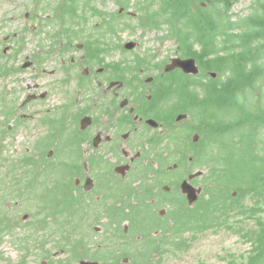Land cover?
<instances>
[{
	"label": "rangeland",
	"instance_id": "374dc122",
	"mask_svg": "<svg viewBox=\"0 0 264 264\" xmlns=\"http://www.w3.org/2000/svg\"><path fill=\"white\" fill-rule=\"evenodd\" d=\"M58 1L0 0V218L10 217L12 219L13 216L19 218L18 224H12L14 228L11 227L0 232V264H53V262L56 264H80L82 260L105 264L94 257V255L104 256V254L109 259L107 264H132L129 258H132L133 254L137 257L140 254L144 256L143 259L140 258L141 264H144L145 260L148 264H239L242 256L248 255L249 243L252 242L254 235H257L259 221H264V190H261L258 195L248 194L241 197L240 206L232 213L231 217L224 219L223 213H220L218 221L209 229L188 232L183 235L182 239H176L166 228V231L159 230L152 235L153 239L150 242H146L145 238L125 237L124 235H127L128 231V220L121 225V233L105 226L110 221V217L106 215L105 207L110 206L114 201L106 195L100 201L97 200L102 194V190L92 193L78 192L77 195L82 201V205L88 210L86 216L89 225L95 219L96 214H100V221L88 228L86 223L81 222L80 231L75 228L72 232L79 238L78 241L88 243L91 248L86 256H84V248H78L79 256L76 258L70 253L56 251V243L62 238V234L54 231L56 227L53 224L46 230L35 231L34 229L29 230L24 225L25 223L32 224L33 219L29 221L30 214L36 213V208L45 198L52 203L57 198H61L60 189L56 188L50 193L46 190L47 185L53 188L54 185H58L62 181V179L59 181L55 179L50 182L54 179L53 168L55 170L59 168L58 166L71 168L79 162L82 166L80 172L84 176V181L87 174L83 168V162L89 160L91 155V148L85 144L81 146L82 162L79 158L77 159L79 161L75 163H67L64 158L65 146L67 145L68 148L71 146L68 139L75 136L74 125L76 126L80 115V110L76 106L77 97L74 95L78 91L76 83L69 81L64 71L60 69L61 59L68 57V54L65 53L67 45L64 46L68 40L67 33L61 34L62 29L56 21L49 22L45 16L48 14L47 11L41 15V18L35 19V3L54 2L57 4ZM150 2L151 0H132L129 9L138 17L142 3L149 5ZM117 3L116 0H107L105 3H102V0H95L91 6L94 7L95 12L98 9L104 14H107L108 11L116 13L120 7ZM161 6V1H156L149 10H158ZM206 7L217 14L223 13L221 10L218 11L220 7L217 5H203V8ZM256 8L257 0H240L233 7V21L247 19L256 12ZM27 14L32 17L30 22L26 17ZM137 17L127 15L118 21V26L126 22L134 26L135 31L118 29V33L113 34L107 31L105 25H102L105 19L101 16L89 15L82 21L83 26L72 25L68 34L75 44L85 40L106 42L107 45H104L108 49L105 54L106 62L112 63L124 59L132 61L137 54H141L146 58L151 56L152 63L161 66L162 69L166 62L177 57L175 55L177 44L169 33V25H162L159 29L151 30L140 26L141 19H136ZM31 25L38 26V30L34 31ZM116 25L114 23V28L117 27ZM77 32H80L79 35ZM133 41L139 44L136 49L126 50L124 45ZM5 50L8 53L5 54ZM71 53L75 55L74 51ZM78 54L79 52L76 53V56ZM29 56L37 60L38 69L36 71L22 68ZM5 69L7 72L4 71ZM43 69L48 72L56 70L57 73L42 75ZM75 81L84 83L79 76L75 77ZM36 82L41 84L39 92L47 93L45 99L31 101L23 107L28 96V84L33 85ZM258 92L253 96H258ZM70 96L72 98H68ZM248 101L249 97L247 99L249 105ZM240 105L242 104L240 103ZM8 106H12L14 111L10 117L6 116ZM18 113L20 117L16 120ZM198 117L199 110L192 109L191 116L182 121V127L176 131L178 139H175L174 146L169 148L172 153L169 165L172 166L171 161L174 158L172 151L174 148L179 149V145L184 144L182 140L189 133L190 124L197 123ZM55 120L59 121L60 127L61 125L62 127L58 132L52 133L51 125ZM18 121L21 123L18 124ZM259 126L258 129L253 130L252 134H261L264 137V124ZM9 127L11 133L7 132ZM241 130L239 135L244 133V128ZM190 133L189 143L192 142L195 131ZM47 136H50L49 145H43L41 148L39 142ZM185 147L191 156V152L200 150L203 146ZM34 152H38V154H34ZM26 153L27 155H25ZM44 153H46L45 156ZM163 153L167 155L165 152ZM27 156H31V158H27ZM39 156L44 157L42 161ZM104 165L109 167L106 162ZM195 165H199V163ZM186 166L190 169V173L203 170L190 163H187ZM11 167L14 169H10ZM159 167L160 161L155 159L146 164H136L130 172V179L134 180L128 185L129 191L132 190L133 194L138 193L135 188L141 185L138 180L140 175L143 176L142 184H150L155 189L152 199L160 196L164 199L169 198V200L177 198L182 200L184 195L181 192L180 184L188 174L185 171H176V168L168 169L170 166L164 168L165 172H163ZM20 168L27 171L33 168L34 171L22 174ZM76 172H78L76 168L73 169V181L80 176V174L77 176ZM45 175L49 176L44 177ZM205 175L206 171L201 177L196 178L193 184L203 188L206 184ZM26 177L31 178L30 183L22 192L21 188L26 182ZM163 186H168L170 189L165 192ZM126 200L127 198H124V201ZM133 203L135 204L136 201L134 200ZM171 208L172 206L170 207L166 203L158 207L156 214L161 218L166 217ZM190 208H196V205ZM254 208L259 209V212H252L251 210ZM162 211H164V216L160 215ZM27 215L29 218L25 220ZM223 220L226 225L218 226ZM50 221H53V218ZM172 221V219L167 221L170 228L174 227ZM126 228L127 231L124 233ZM96 229L99 231L96 232ZM48 239L49 241H46ZM95 244L99 245V250ZM149 244H154L153 250L144 252V248L149 247ZM120 251L129 253L130 257H125L128 259L127 262L123 259L119 263L116 261Z\"/></svg>",
	"mask_w": 264,
	"mask_h": 264
},
{
	"label": "trees",
	"instance_id": "16d2710c",
	"mask_svg": "<svg viewBox=\"0 0 264 264\" xmlns=\"http://www.w3.org/2000/svg\"><path fill=\"white\" fill-rule=\"evenodd\" d=\"M119 1H124L121 5L125 4L129 8L132 0ZM156 1H161L162 6L158 10H149ZM239 1L151 0L149 5L142 3L140 15L136 18L141 19L140 26L152 30L159 29L162 25H169V33L177 44L175 55L195 58L201 66H205V72L215 70L225 76V80L210 82L197 80L196 90L203 91V94L198 92L196 101L198 104L202 103L203 106L199 107L204 111L206 119L203 138L199 143L203 147L194 156L193 164L199 163L196 166L206 171V184L203 187L204 192L196 203V208L188 207L184 197L182 200L177 198L170 200L171 211L165 219L161 218L156 214L159 206L149 201L154 195L153 186L146 183L143 184L144 187L140 193L128 192L119 195L118 200L115 198L113 204L105 207L106 215L110 217V221L105 224L107 228L121 233V225L128 220L127 235L123 234L125 237L145 238L146 242H150L153 239L152 235L159 230L166 231L167 228L173 237L182 239L188 232L211 228L218 221L220 213H223L224 219L230 218L240 206L241 197L248 194L258 195L261 190H264V137L261 134H252L253 130L260 127L259 125L264 124V0H257L256 12L247 19L234 22L232 11ZM203 3L207 6L217 5L220 7L218 11L221 10L223 13L217 14L209 7L203 8ZM94 15L103 17L104 13L97 9ZM116 18L120 17L115 14L112 20ZM104 19L102 25H105L108 32L113 33L114 23L107 20V17ZM116 24L118 26V23ZM126 27L132 31L136 30L130 24H126ZM64 32L67 33L68 38L66 43H74L68 31L64 30L61 34ZM79 33L77 32V35ZM88 43L93 53L96 50L99 54L108 51L107 47H104L107 45L106 42L95 40ZM136 57L137 63L141 65L151 64L153 61L151 56L146 58L145 55L137 54ZM102 60H105V56ZM4 71L7 72V69ZM182 90L187 91V86H183ZM257 91H259L258 96H253ZM261 98L263 100H260ZM8 115L6 110V116L9 117ZM57 123L59 121L55 120L51 125L52 133L61 129L62 125L60 127V123L58 125ZM242 128L244 133L239 135ZM78 137L79 135L75 134L72 139H68L71 146L69 148L65 146L64 158L67 163H75L82 157V145ZM48 139L50 136L44 137L39 142L41 148L43 145H49ZM43 155L45 156L46 153ZM186 158V156L175 155L171 161L172 166L169 165L170 159L162 158L159 168L165 172L164 168L167 166L177 165L176 171H183L187 165ZM77 165L76 170L80 171V163L78 162ZM20 170L22 174L34 171L33 168L28 171L21 168ZM52 174L54 179L50 182L55 179L56 181L62 179V181L53 188L47 185L46 190L50 193L56 188L60 189L61 198H57L53 203L45 198L42 203H39L36 213L30 214L31 220L33 219L32 226L28 223L24 225L29 230L35 231L46 230L53 224L56 227L54 231L62 234V238L56 243V251L70 253L76 258L79 256L78 248L81 247L84 248V256H86V253L91 250L90 245L84 241H78L79 238L72 232L75 228L80 231L81 222L86 223L87 228L96 224L100 221V214H96L89 225L86 216L88 210L73 190L75 187V181L72 180L73 169L65 166L57 170L53 168ZM30 179L26 177V182L21 188L22 192L30 183ZM235 192L237 196H234ZM124 198L127 200L124 201ZM120 202L121 205H119ZM251 211L259 212V209L254 208ZM51 218L53 221H50ZM169 219L173 220V228H170L167 223ZM18 223L17 216H13L12 219L0 218V232L14 228L12 224ZM222 225H226L224 220L218 226ZM257 227V235H254L252 242L249 243L248 255L242 256L239 264H264V221L260 220ZM123 232L125 233L126 229ZM137 244L140 243L137 242ZM149 245L144 248V252L153 250L154 244ZM96 248L99 250V245H96ZM98 254L100 255V252ZM105 255H94V257L107 264L109 259ZM125 257H130L129 253L120 251L116 261L118 263L121 259L124 261ZM140 258L143 259L144 256L140 254L137 257L133 254L129 259L132 264H141ZM143 263L148 264L147 260ZM53 264L56 263L53 262Z\"/></svg>",
	"mask_w": 264,
	"mask_h": 264
},
{
	"label": "flooded vegetation",
	"instance_id": "af4514ba",
	"mask_svg": "<svg viewBox=\"0 0 264 264\" xmlns=\"http://www.w3.org/2000/svg\"><path fill=\"white\" fill-rule=\"evenodd\" d=\"M94 1L59 0L57 4H54V2L35 3V19L41 18V15L47 11L48 14H45V16L49 22L56 21L62 29L61 32L64 30L69 31L72 25L83 26L82 21L85 18L89 17V15L94 16L95 9L91 6V3ZM106 1L102 0V3ZM116 2H118V7L120 6L117 13L108 11L102 17L103 19L107 17V20L118 23L120 18H125L127 15L137 17L125 4L121 5L124 1L120 2L116 0ZM51 8L53 9L51 10ZM115 14L120 18L112 20ZM26 17L28 18V22H30L31 15L27 14ZM126 24L125 22L115 27L114 32L118 33V29L126 30ZM31 28L34 31L38 30V26L31 25ZM64 46H66L65 53L68 54V57L61 59L60 69L64 71L69 81L76 83V87L78 88L77 92H72L77 97L76 106L80 110L76 126L74 125V133L79 135L78 139H80L81 145L86 144L91 148L89 160L83 162V168L87 174L85 180L83 181L84 176L80 172L82 170L81 165H79V169L81 170L76 172L77 176L80 174L79 178L76 177L74 182L75 187L73 190L76 193L82 191L92 193L102 190V194L97 200L100 201L106 195L108 198L111 197V200L115 202L116 199L118 200L117 197L119 195L131 192L132 190L129 191L128 185L134 179H130V172L136 164H146L154 159L160 161L162 158L171 160L170 154L172 153L169 148L170 146H174L175 139H178L176 131L182 127V121L191 116L192 109L199 110L198 122L190 124L189 133L182 140L184 144L179 145V149L174 148L172 152L174 156H186L185 161L196 166L193 164L194 156L200 150L191 152L193 156H190L185 146H198L205 130V113L199 107L203 105L202 103L198 104L196 101V94L199 92L196 90L197 80L204 82L219 79L225 80V76L220 75L215 70H207L205 72V66H201L196 59L200 73L193 75L186 74L179 68L171 72H165L164 66L169 62L164 64L163 70L161 66H156L154 62L141 65L137 63V57L132 61L124 59L109 63L106 62V57L105 60H102L108 51L99 54L96 50L93 53L89 48L87 40L77 44L67 42ZM73 51L75 55H72L73 53L71 52ZM4 52L5 54L8 53L6 50ZM78 52L79 54L76 56ZM181 58L186 59L189 57ZM25 63L28 64L26 70L36 71L38 69L37 60L31 56L27 57ZM47 73L55 75L57 72L56 70L50 72L45 69L42 70V75H46ZM76 76H79L84 83L76 82ZM183 86H187L188 90L183 91ZM40 89L41 84L38 82L33 85L28 84V96L36 97L32 101L45 99L47 93L39 92ZM199 93L203 94V91ZM7 113L9 117L11 114H14L12 106H8ZM25 116L28 115L25 114ZM180 116L182 119L179 120ZM19 117L18 113L16 120ZM84 118L89 119L90 125L82 130L80 122ZM20 123L21 121H18V124ZM8 131L11 133L10 127ZM191 131H195V134L192 142L189 143ZM195 139L197 140L195 141ZM164 146L166 147L164 148ZM27 158H31V156H27ZM40 158L41 156H39ZM80 159L83 160V157H80ZM105 162L109 164L110 168L104 165ZM58 167L60 168V166ZM77 167L78 165L71 166V169ZM176 167L173 166L168 169ZM183 171L188 175L181 184L185 180H188L195 186L193 184L195 179L202 176H197L190 180L189 176L199 171L190 173V169L187 166H185ZM200 171L204 173L203 170ZM142 177L139 175L138 180H140L141 185L135 188L139 191L138 193L144 187ZM87 178L92 180L90 181L91 189L89 191H86L84 187ZM166 188L170 189L168 186H163L165 192L168 191ZM153 191H155L154 188ZM184 198L186 200L185 195ZM149 201L156 203L159 207L166 203L170 207L172 206L169 198L164 199L160 196ZM119 205H121V202ZM163 218L165 219V217ZM98 263L100 264V262Z\"/></svg>",
	"mask_w": 264,
	"mask_h": 264
},
{
	"label": "water",
	"instance_id": "95a60500",
	"mask_svg": "<svg viewBox=\"0 0 264 264\" xmlns=\"http://www.w3.org/2000/svg\"><path fill=\"white\" fill-rule=\"evenodd\" d=\"M205 6V4H203ZM137 47V43H135L134 41L133 42H128L124 45V48L126 50H134L135 48ZM23 69H26L28 68V64H24L22 66ZM182 69L186 74H193V75H198L200 73V69L197 65V62L195 60V58H186V59H182V58H174V59H171L169 63H167L165 66H164V70L165 72H171L175 69ZM42 97H44L42 95ZM36 97L35 96H28L26 99H25V102L23 105H26L28 104L29 102H31L32 100H34ZM182 119V117L180 116L179 117V120ZM90 125V122H89V119L88 118H84L81 122H80V127L81 129H86L88 126ZM197 139H195L196 141ZM51 155V154H50ZM176 167V166H174ZM203 174L202 171H199L197 173H194L192 175L189 176V179H193L197 176H201ZM90 181H92L90 178H87L86 181H85V190L86 191H89L91 189V184H90ZM181 192L183 195L186 196V200H187V203H188V206L189 207H193L199 200L200 198V194H202L203 192V189L202 188H196L195 186H193L188 180H185L182 184H181ZM166 190H168L166 188ZM237 193L235 192L234 193V196H236ZM161 216H164V211L161 212L160 214ZM29 216H25V220L28 219ZM96 231H98L96 229ZM126 231H127V228H126ZM128 259L126 258L125 259V262H127ZM80 264H99L98 262H94V261H91V260H82L80 262Z\"/></svg>",
	"mask_w": 264,
	"mask_h": 264
},
{
	"label": "bare ground",
	"instance_id": "6f19581e",
	"mask_svg": "<svg viewBox=\"0 0 264 264\" xmlns=\"http://www.w3.org/2000/svg\"><path fill=\"white\" fill-rule=\"evenodd\" d=\"M128 68V67H127ZM132 68V67H131ZM214 81V80H213ZM99 94V93H98ZM81 132V131H80Z\"/></svg>",
	"mask_w": 264,
	"mask_h": 264
}]
</instances>
